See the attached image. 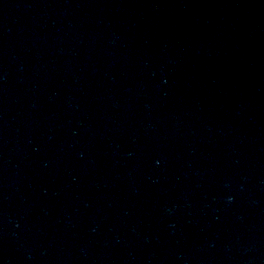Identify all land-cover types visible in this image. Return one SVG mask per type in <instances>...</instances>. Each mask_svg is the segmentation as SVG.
I'll use <instances>...</instances> for the list:
<instances>
[{"label":"water","instance_id":"95a60500","mask_svg":"<svg viewBox=\"0 0 264 264\" xmlns=\"http://www.w3.org/2000/svg\"><path fill=\"white\" fill-rule=\"evenodd\" d=\"M0 264H56L25 186L1 136Z\"/></svg>","mask_w":264,"mask_h":264},{"label":"clouds","instance_id":"9594fccd","mask_svg":"<svg viewBox=\"0 0 264 264\" xmlns=\"http://www.w3.org/2000/svg\"><path fill=\"white\" fill-rule=\"evenodd\" d=\"M227 199H229V200H230V199H231V197H228Z\"/></svg>","mask_w":264,"mask_h":264}]
</instances>
